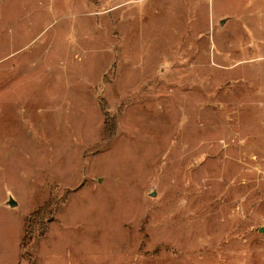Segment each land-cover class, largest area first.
I'll list each match as a JSON object with an SVG mask.
<instances>
[{
	"label": "rangeland",
	"instance_id": "obj_1",
	"mask_svg": "<svg viewBox=\"0 0 264 264\" xmlns=\"http://www.w3.org/2000/svg\"><path fill=\"white\" fill-rule=\"evenodd\" d=\"M0 264H264V0H0Z\"/></svg>",
	"mask_w": 264,
	"mask_h": 264
},
{
	"label": "water",
	"instance_id": "obj_2",
	"mask_svg": "<svg viewBox=\"0 0 264 264\" xmlns=\"http://www.w3.org/2000/svg\"><path fill=\"white\" fill-rule=\"evenodd\" d=\"M8 204L10 206H15L17 204V202L13 198H10L9 201H8Z\"/></svg>",
	"mask_w": 264,
	"mask_h": 264
}]
</instances>
